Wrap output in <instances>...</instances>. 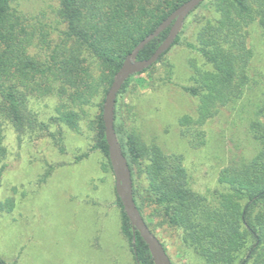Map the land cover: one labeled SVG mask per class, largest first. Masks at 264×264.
Segmentation results:
<instances>
[{"label": "trees", "instance_id": "16d2710c", "mask_svg": "<svg viewBox=\"0 0 264 264\" xmlns=\"http://www.w3.org/2000/svg\"><path fill=\"white\" fill-rule=\"evenodd\" d=\"M17 1L0 0V182L8 167L4 124H12L17 132L26 128L30 96H55L61 121L76 129L84 105L101 91L107 95L127 55L189 0H56V18L63 29L52 40L48 25L39 28L12 10ZM210 8L219 18L202 28L196 44L184 41L180 33L169 48L182 45L196 50L213 69L196 68L195 85L182 87L200 101L197 118L185 115L179 120L185 136L191 127L200 129L222 108L243 97L252 82L251 26L257 24L264 30V0H205L188 17ZM169 32L170 27L149 42L137 60L149 59ZM169 50L150 68L131 76L116 100L115 131L132 174L136 205L155 235L151 224L156 221L181 232L182 244L204 264H264V102L257 112L261 118L250 125L260 150L250 161H233L225 167L219 175L225 190L207 195L192 189L183 155H166L159 146L146 145L126 126L121 99L132 79L160 63ZM88 57L99 61L102 73L93 74L86 64ZM103 107L96 119L93 148L103 154L113 173ZM115 195L121 233L135 264H155L149 246L126 215L116 186ZM14 208L13 197L0 202V212L10 213ZM0 264L11 263L0 255Z\"/></svg>", "mask_w": 264, "mask_h": 264}, {"label": "rangeland", "instance_id": "374dc122", "mask_svg": "<svg viewBox=\"0 0 264 264\" xmlns=\"http://www.w3.org/2000/svg\"><path fill=\"white\" fill-rule=\"evenodd\" d=\"M11 8L39 28L48 25L49 39L61 34L56 0H19ZM218 18L214 8L198 10L185 19L183 40L196 44L202 28ZM249 44L252 82L243 97L200 129L191 127L186 136L179 120L197 118L200 101L182 87L195 85L196 68L213 70L198 51L172 47L160 63L132 79L121 99L127 128L166 155H183L192 189L204 195L224 191L220 172L233 161H250L260 150L250 130L261 118L257 112L264 102V30L257 24L251 26ZM86 64L95 75L104 70L96 58L88 57ZM105 97L101 91L84 105L76 129L61 121L55 96L28 98L30 121L22 132L4 124L8 167L0 182V202L13 197L15 208L0 212V255L11 264H135L121 233L115 176L93 148ZM156 222L151 227L174 264H204L182 244L181 232Z\"/></svg>", "mask_w": 264, "mask_h": 264}, {"label": "water", "instance_id": "95a60500", "mask_svg": "<svg viewBox=\"0 0 264 264\" xmlns=\"http://www.w3.org/2000/svg\"><path fill=\"white\" fill-rule=\"evenodd\" d=\"M204 1L205 0H189L185 2L166 20H164L152 34L142 40L134 48V50L127 55L122 67L113 79L103 107V121L105 125L106 139L109 146V158L116 181V193L119 196L123 204L124 211L134 226V229L140 233L143 240L149 246L155 264H173V262L168 256L163 244L148 227L134 200L132 174L115 131L116 100L123 84L131 76L150 68L166 51L169 50L180 34L185 19ZM169 27L170 32L168 36L158 47L155 53L147 60H137L140 51Z\"/></svg>", "mask_w": 264, "mask_h": 264}]
</instances>
